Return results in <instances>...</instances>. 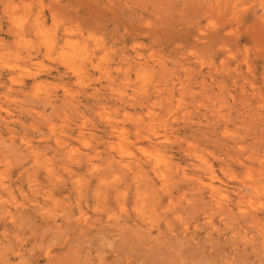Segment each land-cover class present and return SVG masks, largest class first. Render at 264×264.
I'll use <instances>...</instances> for the list:
<instances>
[{"label":"rangeland","instance_id":"374dc122","mask_svg":"<svg viewBox=\"0 0 264 264\" xmlns=\"http://www.w3.org/2000/svg\"><path fill=\"white\" fill-rule=\"evenodd\" d=\"M0 264H264V0H0Z\"/></svg>","mask_w":264,"mask_h":264}]
</instances>
